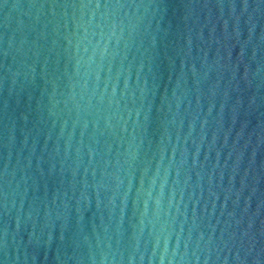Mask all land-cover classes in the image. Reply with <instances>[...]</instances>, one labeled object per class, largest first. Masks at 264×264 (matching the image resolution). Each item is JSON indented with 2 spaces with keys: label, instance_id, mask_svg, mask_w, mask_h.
<instances>
[{
  "label": "water",
  "instance_id": "1",
  "mask_svg": "<svg viewBox=\"0 0 264 264\" xmlns=\"http://www.w3.org/2000/svg\"><path fill=\"white\" fill-rule=\"evenodd\" d=\"M0 264H264V0H0Z\"/></svg>",
  "mask_w": 264,
  "mask_h": 264
}]
</instances>
